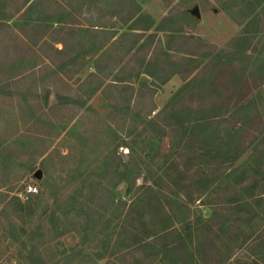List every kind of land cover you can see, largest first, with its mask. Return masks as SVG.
I'll return each mask as SVG.
<instances>
[{
    "label": "rangeland",
    "instance_id": "obj_1",
    "mask_svg": "<svg viewBox=\"0 0 264 264\" xmlns=\"http://www.w3.org/2000/svg\"><path fill=\"white\" fill-rule=\"evenodd\" d=\"M27 1L0 0V264H164L169 243L177 264H198V233L213 241L210 262L246 259L252 242L263 251L264 200L199 208L197 167L187 166H222L217 137L208 157L188 138L208 122H241L235 141L249 148L261 139L264 0ZM136 4L151 28L129 27ZM246 28L256 33L242 54L230 41ZM151 55L165 82L157 64L155 76L144 71ZM233 91L250 100L245 113L232 112ZM24 182L38 192L21 200Z\"/></svg>",
    "mask_w": 264,
    "mask_h": 264
},
{
    "label": "trees",
    "instance_id": "obj_2",
    "mask_svg": "<svg viewBox=\"0 0 264 264\" xmlns=\"http://www.w3.org/2000/svg\"><path fill=\"white\" fill-rule=\"evenodd\" d=\"M30 1V0H28ZM27 1V2H28ZM136 10L132 11L129 13L130 19L133 17L132 23L129 25L130 28L133 29H141V30H147L151 28L155 20L152 18L151 15L149 14H142L139 13V4H136L135 6ZM139 13V14H137ZM256 15L253 16L251 21L256 20ZM144 20V25H139V23ZM164 21V20H163ZM128 21L125 20L123 24L127 23ZM163 23V22H162ZM162 23L158 25V27L162 26ZM133 25V26H131ZM256 32L253 30H250L249 28H246L243 31V34L239 36H235L233 39L230 41V45L234 46L235 50L238 51V53L245 54L249 48H251V41L254 38ZM224 51V50H222ZM231 51V50H230ZM227 51V52H230ZM220 56V55H219ZM152 57V59H151ZM153 56H150V59L147 62V66L144 70L146 73H148L150 76H155V72L153 69H149V63L152 62V65L157 64L158 68H161L163 71V78L162 81L165 82L167 78L170 76V72H166V70L163 68L161 63H153ZM194 81V79H192ZM195 82V81H194ZM187 90L180 88L171 98V100L167 103L165 106V109H168V112H171L172 109H174V106L180 101V99L186 94ZM234 91L230 94V97L232 100H235V105L232 110V112L235 115H238V112H244V110L248 107V103L250 102L249 99L244 98V95L239 97L234 96ZM246 101V102H245ZM213 112L215 110L212 109ZM211 111V112H212ZM219 111V110H218ZM173 112V111H172ZM223 111H219L216 114H213V116L217 117L220 115ZM245 113V112H244ZM249 116V110H246V117ZM214 122H208L204 127L200 129L192 128L188 134L189 140L193 138L194 136L199 139L198 145L196 148L202 149L203 152L207 154V157L209 156V149L208 145L211 144L210 138L217 137V141L219 140V150L223 151L224 159L219 161V164L222 165L221 167L219 166L217 169H215L216 174H209L206 172L205 168L202 166L201 161H196L193 164H190L187 166L188 170H192L197 167V170H195V174L198 176V181H199V187L198 188V193H202L204 191H207L209 189V186L216 183L219 179L223 178H229L233 177L236 181H238V184L241 186L243 189V192L241 191L240 193H237L236 195L243 199L244 205L250 206L252 205V202L250 199H254V202H258L260 200H264V150L260 148V144L264 142V127L261 130V139L258 141H254V143L251 145L249 148L248 146L244 145L243 143H240L239 141H235V136L239 134L240 130L243 129V125L241 122L239 123H233L230 127H227L225 130H222L220 127L216 128L213 125ZM239 125V127L237 126ZM217 131V132H216ZM216 135V136H214ZM216 140V139H215ZM246 152H251L248 159L247 163L245 166L242 167H237L234 170H231V167L234 165L235 161L239 159L244 153ZM202 154V153H201ZM228 165L226 166V164ZM251 163H255L252 165ZM225 164V165H224ZM221 169V170H220ZM229 169L227 174H224L221 172L223 170L226 171ZM239 177V178H238ZM252 178V179H250ZM246 184V185H245ZM245 185V186H244ZM261 186L263 190L261 192L256 191L257 187ZM201 235H199V242L198 246L203 245ZM253 244L250 246L249 252L250 254H247L246 259L243 257H238L235 259H232V253H227V254H220L219 257L216 259V264H257V260L253 257L255 254H260L262 255L264 259V250L261 252H258L255 247H257V244ZM264 244L263 242H261ZM204 244L210 248L211 245H213V241L211 239H206ZM166 245L170 250L171 246ZM215 246L218 248L217 243L215 242Z\"/></svg>",
    "mask_w": 264,
    "mask_h": 264
},
{
    "label": "crops",
    "instance_id": "obj_3",
    "mask_svg": "<svg viewBox=\"0 0 264 264\" xmlns=\"http://www.w3.org/2000/svg\"><path fill=\"white\" fill-rule=\"evenodd\" d=\"M35 1L36 0H30V1H28L27 3H26V8L28 9V8H30V7H32V6H34L35 5ZM94 25H98V24H94ZM56 42H59L60 41V43H61V47L60 48H55V49H57V51H58V53H60L62 56L63 55H65V56H69V51H68V48H67V46H66V43L64 42V41H61V40H58V39H56L55 40ZM233 109H235L234 107L233 108H231V110H233ZM250 153L251 152H246V153H244L239 159H237L236 161H235V163H234V165L240 160V159H242V158H244V157H249V155H250ZM223 155V154H222ZM221 155V156H222ZM212 157V156H211ZM223 159H224V157H223ZM222 159V160H223ZM248 159V158H247ZM247 159H246V161H244L245 162V165H246V163H247ZM218 165H220L219 164V162H218ZM225 165V164H224ZM227 165H228V163H227ZM245 165H242V166H245ZM237 167H239V166H237ZM229 171V169H227L226 171H224L223 172V170L221 171L223 174H224V176H225V174H227V172ZM209 174H211V175H213V174H216V172L214 171L213 173H209ZM232 178V181L231 182H227V180H229V179H231ZM225 181V182H224ZM233 185H235V186H233ZM199 188H202L203 189V187H199ZM243 192V189L241 188V186L238 184V181H236L233 177H229V178H223V179H219L216 183H214V184H212V185H210L209 186V189L207 190V191H204V192H202V193H199V196H198V198H196V200L198 201L196 204H197V206L200 208L201 206H210V207H214V206H222V205H224V204H226V205H233V206H235V207H241V205H244L245 203H243L242 201H243V199H241L240 197H238L236 194L237 193H240V192ZM220 194H222V195H224V198L222 199V200H220V201H217V200H215V199H218L219 198V196H221ZM209 195H211L212 196V199H206V200H204V198H202V196H206L207 198L209 197ZM169 199V198H168ZM194 198L193 197H191V201H195V200H193ZM204 201V202H203ZM245 206V205H244ZM213 214H212V216H210V217H207V218H204L203 216H202V218L203 219H212L213 218V215H215L217 212L216 211H213L212 212ZM199 218V217H198ZM206 221V220H205ZM169 229V228H168ZM187 229H189V231H191L190 230V227H188ZM171 230L172 231H176V232H178L179 231V227H177V226H172L171 227ZM197 230H199L198 228H197ZM162 235V234H161ZM199 233H198V236H197V239H198V242H199ZM191 236H192V234H191ZM198 242H197V244L195 245V250H194V254L192 253V255H194L195 256V260L197 261V263L198 264H200L199 263V261H201L202 259H203V261H204V263L205 264H216L217 262L215 261L214 262V260H213V262H210V260H209V255H210V253H211V251H210V249L211 248H209V247H205L204 245H201V246H198ZM166 245H170L171 246V249L170 250H168L169 248L168 247H166ZM165 246H163V248H162V253H163V257L161 258V260L164 262V264H177V259H176V257H177V246H176V244H172V243H169V244H166ZM169 246V247H170ZM216 259V258H215ZM202 262V261H201ZM203 263V264H204Z\"/></svg>",
    "mask_w": 264,
    "mask_h": 264
},
{
    "label": "built area",
    "instance_id": "obj_4",
    "mask_svg": "<svg viewBox=\"0 0 264 264\" xmlns=\"http://www.w3.org/2000/svg\"><path fill=\"white\" fill-rule=\"evenodd\" d=\"M38 192V185L34 182H24V184L21 186V188H18V190L15 192V195L17 198L21 200H25L29 197L31 194H35Z\"/></svg>",
    "mask_w": 264,
    "mask_h": 264
},
{
    "label": "water",
    "instance_id": "obj_5",
    "mask_svg": "<svg viewBox=\"0 0 264 264\" xmlns=\"http://www.w3.org/2000/svg\"><path fill=\"white\" fill-rule=\"evenodd\" d=\"M194 12H195V13H198V9L195 8V9H194ZM34 176H35L36 178H42V177H43L42 169H41V168L37 169L36 172L34 173Z\"/></svg>",
    "mask_w": 264,
    "mask_h": 264
}]
</instances>
